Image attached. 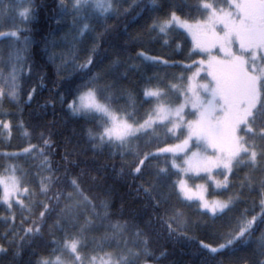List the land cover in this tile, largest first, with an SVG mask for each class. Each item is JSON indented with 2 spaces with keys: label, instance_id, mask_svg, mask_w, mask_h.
I'll return each mask as SVG.
<instances>
[{
  "label": "snow or ice",
  "instance_id": "1",
  "mask_svg": "<svg viewBox=\"0 0 264 264\" xmlns=\"http://www.w3.org/2000/svg\"><path fill=\"white\" fill-rule=\"evenodd\" d=\"M19 2L22 6L19 16L26 22L34 14L31 0ZM150 5L145 11L158 13L150 18L147 26L150 34L161 36L165 44L172 30L183 29L191 37L192 50L188 57L191 63L185 65L189 74H182L166 87H145L143 103L150 107L141 116L131 94L127 105L119 106L114 85L106 81L119 61L92 72L99 47L94 40L77 64L87 79L76 88L67 107L74 116L95 122V130L87 131L94 147L111 146L123 154L132 150L133 141L154 137L155 151L137 150L131 172L138 178L156 161L155 171L149 173L152 179L146 182L147 187H142L156 212L157 223L173 233L187 225L185 209L196 204L201 216L212 222L210 237L215 241L200 239L198 243L216 255L246 243L264 226V191L260 194L259 213L244 209L238 216L225 220L219 232L216 221L228 217L236 207L237 198L210 200L205 196L213 185L226 191L229 177L238 167L264 172V0H197L187 15L162 0H150ZM60 8L74 20L96 10L102 16L118 14L121 10L119 0H67V3L60 0ZM193 11L196 15H192ZM89 30L90 25L84 23L78 35L84 36ZM25 31L26 26L0 30V39L8 41L10 49L9 70L7 74L0 71L3 82L0 105L4 99L19 104L24 53L29 45V38L22 36ZM138 55L153 63H168L143 51ZM72 58L75 60L76 56L73 54ZM34 92L32 89L27 93L29 102ZM0 128L10 134L11 123L0 119ZM161 132L165 138L163 146ZM172 138L175 142H170ZM40 140V144L29 141L21 152L0 154L10 161L0 171V205L8 214L2 218L5 224L9 218L14 220L13 210L19 207L30 213L21 217L22 240L41 236L45 225L52 237L46 245L47 255L33 252L37 256L34 264H136L141 252L150 255L149 241L140 225L113 222L107 200L97 205L96 198L82 186L81 174L73 176L65 170L64 183L60 184L48 156L51 137L41 132ZM24 157L39 160V184L35 191L26 179L29 173L16 164ZM53 187L57 190L52 191ZM260 187L264 190V180L260 181ZM98 207L102 211H97ZM25 224L28 226L24 227ZM101 229L102 234L92 235L89 241V235ZM11 235H16L14 229ZM3 239L9 245L14 243L7 232ZM105 245L112 250H106ZM9 250L0 244V253L7 254ZM15 254L19 255L18 249ZM255 264H264V231L258 238Z\"/></svg>",
  "mask_w": 264,
  "mask_h": 264
},
{
  "label": "trees",
  "instance_id": "2",
  "mask_svg": "<svg viewBox=\"0 0 264 264\" xmlns=\"http://www.w3.org/2000/svg\"><path fill=\"white\" fill-rule=\"evenodd\" d=\"M65 2L67 3V0ZM162 2L174 4L187 15L189 9H194L197 0ZM119 3L121 10L118 14L107 16L90 14L74 20L71 14L61 10L60 0H31L34 14L30 20L20 23V26L27 27L22 36L29 38V45L27 52L24 53L19 104L4 99L0 105V119L11 123L10 134L0 128V154L21 152L22 148L28 146L29 141L32 144H40L41 132L46 137L50 136L52 146L48 156L54 177L59 178L60 184L64 183L65 170L73 176L81 174L82 186L96 198L97 205L100 201L107 200L108 212L113 222L116 220H120L121 223L135 222L146 233L151 254L145 256L141 252L136 264H255L258 259V238L261 231H264V226L246 243L212 255L198 243L200 239L215 242L214 238L210 237L212 222L202 217L201 210L193 204L185 209L187 225L169 233L157 223L152 203L143 192V187L148 186L146 182L152 179L149 173L155 171L156 161H153L146 173L138 178H134L135 174L131 172L136 151H154L155 138L145 137L140 141H133L130 146L132 150H125L123 154L121 150L111 146L94 147L87 131L95 130V122L82 116H74L68 109L67 102H70L75 89L87 79L77 64L83 60L94 40L99 47L92 72L107 67L114 60L119 61L106 77V81L114 85L117 104L121 107L126 106L128 94H131L135 100V109L141 116L150 107L149 104L143 103L145 87L156 85L166 87L174 80H178L182 74L185 76L189 74L185 71V65L191 63L188 59L192 50L190 39L178 29L169 33L167 44L161 36L150 34L147 31V26L151 23L150 18L158 15L145 11L146 6L151 7L150 0H119ZM0 4L21 5L19 0H0ZM192 15L196 13L193 11ZM84 23L90 25V30L84 36H79L78 29ZM141 51L146 55L167 60L168 63L146 61L138 55ZM73 54L76 56L75 60L72 58ZM32 89H35V92L29 102L27 93ZM25 132L29 135H25ZM164 139L161 132V146ZM170 142H175L174 138L170 139ZM8 163L10 161L0 155V171ZM16 164L18 168L29 173L26 179L30 181L29 187L35 191L39 184V160L24 157L17 160ZM261 180H264V172L259 170L253 172L251 169L238 167L229 177V187L226 191L208 188L207 195L211 198L218 200H226L228 196L237 198L236 207L228 217L216 221L215 227L218 232L223 230L221 226L225 220L238 216L244 209L259 213L260 194L264 191L260 187ZM246 182L247 186H244ZM56 190L57 188L53 187L52 191ZM13 211L14 220L9 218L5 224L2 218L8 214L4 206L0 205V244L10 249L7 254L0 253V264H30V261L34 264L37 258L33 255L34 251L47 255L46 245L52 239L48 226H44L41 236L30 241L22 240L24 232L21 229V217L30 213L26 210L21 211L19 207ZM97 211L102 210L98 207ZM51 222L50 220L48 223ZM13 229L15 236L11 235ZM6 232L9 233V240H14L11 245L3 239ZM101 234L102 229L101 232L89 235V241L92 235L99 237ZM114 246L112 242V247ZM17 249L19 255L15 254ZM105 249L112 250L108 245H105Z\"/></svg>",
  "mask_w": 264,
  "mask_h": 264
},
{
  "label": "rangeland",
  "instance_id": "3",
  "mask_svg": "<svg viewBox=\"0 0 264 264\" xmlns=\"http://www.w3.org/2000/svg\"><path fill=\"white\" fill-rule=\"evenodd\" d=\"M103 2V0H101ZM0 4V30H6L10 27H16L20 26V23L23 22L19 16V11L21 10V5H12V4ZM93 14H100L98 10H96ZM84 18V17H83ZM4 19V20H3ZM7 27V28H6ZM183 32V29H178ZM191 41V37L188 36L186 32H183ZM9 42L6 40L0 39V71H3L5 74H7L9 70L8 60H9ZM203 75V73H202ZM0 86H3V82L0 81ZM218 179H223V177H218ZM197 183H202V181H197ZM212 188L214 190H217L215 186L213 185ZM205 196L207 199H217V198H211L207 195V191L205 192ZM148 264V263H144Z\"/></svg>",
  "mask_w": 264,
  "mask_h": 264
},
{
  "label": "bare ground",
  "instance_id": "4",
  "mask_svg": "<svg viewBox=\"0 0 264 264\" xmlns=\"http://www.w3.org/2000/svg\"><path fill=\"white\" fill-rule=\"evenodd\" d=\"M71 17V16H70ZM4 20V19H3ZM7 28V27H6ZM11 28V27H10ZM147 32V31H146ZM139 34H140V32H139ZM138 37V36H137ZM143 37V36H142ZM142 37H141V39H142ZM135 38V37H134ZM54 39V38H53ZM57 43V42H56ZM54 44V43H53ZM46 45V44H45ZM50 45H52V44H50ZM44 47V46H43ZM55 47V46H54ZM65 47V46H64ZM61 49V48H60ZM46 50V49H45ZM112 53V52H111ZM109 57V56H108ZM113 57H114V55H113ZM134 59V58H133ZM132 60V59H131ZM125 62V61H124ZM134 62V61H133ZM24 63V62H23ZM130 63V62H129ZM125 66V65H124ZM127 66V65H126ZM100 67V66H99ZM130 68V67H129ZM97 69V68H96ZM59 72V71H58ZM82 80V79H81ZM84 82V81H83ZM71 86V85H70ZM71 88V87H70ZM76 90V89H75ZM42 104V103H41ZM41 106V105H40ZM45 108V107H44ZM43 109V108H42ZM38 114V113H37ZM137 143V142H136ZM145 151V150H144ZM151 151V150H150ZM155 151V150H154Z\"/></svg>",
  "mask_w": 264,
  "mask_h": 264
}]
</instances>
